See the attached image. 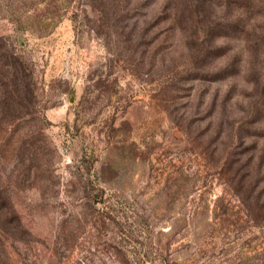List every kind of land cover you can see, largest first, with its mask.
Wrapping results in <instances>:
<instances>
[{
    "label": "rangeland",
    "instance_id": "374dc122",
    "mask_svg": "<svg viewBox=\"0 0 264 264\" xmlns=\"http://www.w3.org/2000/svg\"><path fill=\"white\" fill-rule=\"evenodd\" d=\"M0 195V264H264V0H0Z\"/></svg>",
    "mask_w": 264,
    "mask_h": 264
},
{
    "label": "trees",
    "instance_id": "16d2710c",
    "mask_svg": "<svg viewBox=\"0 0 264 264\" xmlns=\"http://www.w3.org/2000/svg\"><path fill=\"white\" fill-rule=\"evenodd\" d=\"M15 57L13 58V62H15ZM7 197L3 196V195H0V204L3 203L5 201Z\"/></svg>",
    "mask_w": 264,
    "mask_h": 264
}]
</instances>
